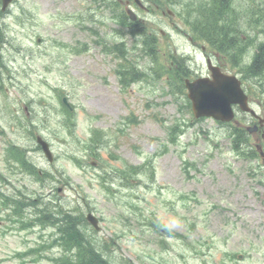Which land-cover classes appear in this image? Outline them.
<instances>
[{
    "label": "rangeland",
    "instance_id": "rangeland-1",
    "mask_svg": "<svg viewBox=\"0 0 264 264\" xmlns=\"http://www.w3.org/2000/svg\"><path fill=\"white\" fill-rule=\"evenodd\" d=\"M89 2L94 4L90 8ZM20 4L24 14L12 6L1 15L5 23L1 51L13 81V86H6L7 106L22 107L27 118L24 125L17 124L6 106L0 111V129L21 146L35 145L30 132L50 142L54 162L48 164L40 151H32L31 160L45 167L52 164L53 173L59 169L75 187L79 186L77 191L52 184L61 188L58 198L62 203L74 205L85 200L101 217V230L92 233L89 228V233L115 238V263L121 257L134 264H264V186L257 181H264V169L259 167L260 160L248 161L231 150L227 134L230 127L212 119L195 120L183 106L182 97L167 92L166 76L156 73L159 66L151 69V61L140 47L130 50L127 60H114L102 53L93 42L95 37L80 27L90 24L101 36L116 34L117 24L110 19V9L94 0H21ZM143 15L148 19L146 29L155 27L158 32L154 56L169 63L166 55L181 48L178 31L184 22L177 12L169 15L159 10L149 16L142 11ZM92 16L96 18L94 24ZM132 41V37L125 39L130 49ZM83 43L87 45L84 52L71 50ZM128 61L136 62L148 77L121 90L115 70ZM57 89L74 106L76 126L71 132L62 122ZM12 100L14 105L10 104ZM21 100L27 102L26 109ZM256 100L252 99L253 107L259 110ZM131 112L137 123L118 131L120 116ZM237 119L243 123L249 120L240 112ZM173 124H186L176 144L167 140L164 128ZM93 127L104 130V140L110 144L107 151L100 149L102 165L141 163L151 158L155 166L153 182H133L129 189H117L112 194L92 175L94 170L77 167L69 154L83 153V142ZM250 141L254 146L253 135ZM1 149L0 142V162ZM109 152L120 158H109ZM83 160L89 161V157ZM184 160L195 164L189 174L182 167ZM257 169L262 176L254 178L250 173ZM26 182L29 190H39L29 178ZM39 191L44 196L53 193L48 186ZM28 217H33L31 210ZM156 218L180 234L169 239L167 250L148 243L162 237L146 225L145 219ZM21 246L17 233L1 236L0 264L13 263V259L3 257L9 249Z\"/></svg>",
    "mask_w": 264,
    "mask_h": 264
},
{
    "label": "trees",
    "instance_id": "trees-1",
    "mask_svg": "<svg viewBox=\"0 0 264 264\" xmlns=\"http://www.w3.org/2000/svg\"><path fill=\"white\" fill-rule=\"evenodd\" d=\"M226 11H227V8L225 9V12H226ZM250 18L253 20L254 15H251ZM262 18H264V12H263V14H262ZM257 19H258V18H257ZM215 21H216V20H215ZM215 21H213V23H212V20H211V21L209 22V24L214 25V24H215ZM262 21H264V19H263ZM225 28H226V29H225V40H226V39H228V33H229V31H227V30H228V27H225ZM228 43H229V42H227V44H228ZM115 50H116L117 55H118L119 57H123L124 54H125V52H126V49H125V48H119V47H116ZM147 53H148L149 55L153 56L149 50H148ZM263 57H264V56H260V55H257V56H256V58H255V60H254V63H253L254 68H255V67H258V65L261 64V61H263V59H262ZM134 66H135L134 63H132V62H128V64H127L126 66L122 67V69H127L125 72H123V74H128V75H129V78L132 79V78L135 76V70L133 69ZM122 69H121V70H122ZM119 74H121V72H119ZM121 82H122V83H126V80H125V79H121ZM171 85H172L173 87H177V88H179V84H178V82H177L176 71H171ZM234 135H235V137H234V146H235L236 149H239V147L241 146V144H239V143L245 141V140H246V136H245V134H244L243 132L238 131V130H235V131H234ZM252 156H253V155H252ZM70 231H71L72 234L74 235V239H76V238H77V235H76V232H75V229H74L73 224L70 225Z\"/></svg>",
    "mask_w": 264,
    "mask_h": 264
},
{
    "label": "water",
    "instance_id": "water-1",
    "mask_svg": "<svg viewBox=\"0 0 264 264\" xmlns=\"http://www.w3.org/2000/svg\"><path fill=\"white\" fill-rule=\"evenodd\" d=\"M199 113L198 114H214L215 112H223L222 119H229L231 117V113L228 107L224 104H214L205 99L201 100V104L199 106Z\"/></svg>",
    "mask_w": 264,
    "mask_h": 264
},
{
    "label": "flooded vegetation",
    "instance_id": "flooded-vegetation-1",
    "mask_svg": "<svg viewBox=\"0 0 264 264\" xmlns=\"http://www.w3.org/2000/svg\"><path fill=\"white\" fill-rule=\"evenodd\" d=\"M223 60H224V62H225V53L223 54Z\"/></svg>",
    "mask_w": 264,
    "mask_h": 264
}]
</instances>
